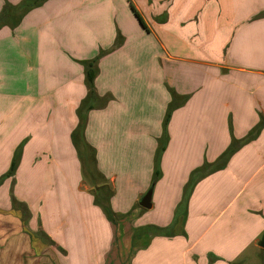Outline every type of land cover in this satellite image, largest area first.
<instances>
[{
  "label": "crops",
  "instance_id": "crops-1",
  "mask_svg": "<svg viewBox=\"0 0 264 264\" xmlns=\"http://www.w3.org/2000/svg\"><path fill=\"white\" fill-rule=\"evenodd\" d=\"M216 1L0 0V264H261L264 0Z\"/></svg>",
  "mask_w": 264,
  "mask_h": 264
},
{
  "label": "rangeland",
  "instance_id": "rangeland-1",
  "mask_svg": "<svg viewBox=\"0 0 264 264\" xmlns=\"http://www.w3.org/2000/svg\"><path fill=\"white\" fill-rule=\"evenodd\" d=\"M216 5H219L223 10H227L228 6V0H219V2H215ZM234 3V2H231ZM204 7H202V11L200 13H196V17L195 15L190 17V19H195V21H200V24L202 25H206V22L208 21V24H210L211 26H214V24H217L213 21H211L209 23V20L211 19V17L209 16L208 8L210 5V2H205ZM261 17V16H260ZM1 19V18H0ZM216 18H214L215 20ZM229 17L226 15H222L219 18L220 24H224L228 21ZM89 156L86 155L82 157L83 162L85 163V167L84 170L86 172V176L89 177V175L92 174L94 167H92L91 162L88 161ZM43 240V242H42ZM125 242L122 241L121 246L124 244ZM126 244V243H125ZM29 246H30V250L31 253H33L31 256H29V264H54V259L52 256V249L50 248V246L47 244L46 240H44V238L42 237H36L33 236L31 234H29ZM119 250V247H118ZM123 252L124 254V258H121V260H125L126 262L129 260L130 254L128 256V250H123L121 251V253ZM261 259V264H264V259Z\"/></svg>",
  "mask_w": 264,
  "mask_h": 264
},
{
  "label": "water",
  "instance_id": "water-1",
  "mask_svg": "<svg viewBox=\"0 0 264 264\" xmlns=\"http://www.w3.org/2000/svg\"><path fill=\"white\" fill-rule=\"evenodd\" d=\"M140 206L143 209L151 210L152 209V189L147 192L145 196L139 202ZM260 247L264 250V236L261 240Z\"/></svg>",
  "mask_w": 264,
  "mask_h": 264
},
{
  "label": "trees",
  "instance_id": "trees-1",
  "mask_svg": "<svg viewBox=\"0 0 264 264\" xmlns=\"http://www.w3.org/2000/svg\"><path fill=\"white\" fill-rule=\"evenodd\" d=\"M37 3L38 2H36V4ZM93 79H94V73H93L92 66H91L88 70V82H90V84H92ZM15 169H16V162L14 161L9 175H12V173L14 172Z\"/></svg>",
  "mask_w": 264,
  "mask_h": 264
}]
</instances>
